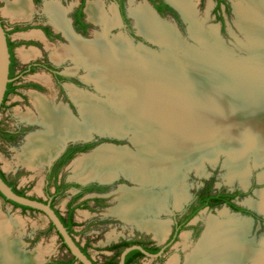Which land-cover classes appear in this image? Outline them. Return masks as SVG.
Listing matches in <instances>:
<instances>
[{
    "label": "bare ground",
    "instance_id": "bare-ground-1",
    "mask_svg": "<svg viewBox=\"0 0 264 264\" xmlns=\"http://www.w3.org/2000/svg\"><path fill=\"white\" fill-rule=\"evenodd\" d=\"M169 1L189 21L199 40L204 39L207 43L210 41L214 48L220 47L213 31L204 32L195 12V0ZM245 1L261 5L263 9L256 16L264 22V0ZM145 2L133 5V0H130V15L135 20L139 35L167 47L164 56L153 55L143 48L135 49L127 37L119 35L110 38L109 31L117 26L118 19L116 13L112 17H106L104 4L100 1H91L87 5L89 20L101 27V31L93 40H83L74 34L69 20L66 19L67 10L57 1L46 3L45 12L51 16L52 25L70 43L62 50L53 51L52 58L56 61L68 58L85 67L88 72L87 80L91 81L102 95H106L107 99L83 94L78 90L72 91L81 117L78 120L66 108H55L52 100L37 94L32 95L46 130L29 138L20 158L30 169L41 171L44 164H47L67 139L89 138L92 133H105L130 141L131 135V141L137 148L136 153L126 148L105 145L96 149L92 155L75 161L74 173L76 178L82 181L94 178L108 181L120 174L130 178L136 187L121 188L124 193L113 214L153 233L162 242L169 235V222L153 223L146 220V217H154L167 211L169 191H165V188L174 182L177 183L174 185L180 184L176 175L184 168L187 160L196 161L199 167L197 157L200 155V147L187 148L186 143H183L184 139L190 137L189 132L203 134L211 131V128L229 129L231 126L228 124L210 127L204 122H214L219 116L225 119L232 117L233 121H237L245 113L242 111L237 114L232 110L216 108L218 111L215 113H219V116L216 114L217 118L206 120L201 114L191 117L185 112L182 105L195 101L194 97L204 96L206 103L220 98L228 102L230 99L237 100L239 93L230 92L234 82L229 79L223 83L222 79L227 78L228 74L219 71L210 61H203L201 57H193V53L191 56L186 52L184 57L181 54L174 56L175 51L170 47L179 48L173 32L175 28H172L174 26L161 21L152 5ZM30 5L29 0H15L6 6L5 12L13 20H25L30 16ZM29 36L44 40L40 32ZM20 54L23 60H30L38 53L30 49L21 50ZM175 61L178 64L181 62L182 66L187 65L184 73L189 76L188 81L171 66V62ZM183 68L185 69V66ZM37 79L46 85L50 82L44 75L38 76ZM257 82L263 84L264 81L260 78ZM263 90L255 97L256 107H260L257 99L259 95L264 98ZM247 116V122L257 120L254 113ZM242 120H245L244 117ZM201 151L210 154V149ZM174 190L175 204L182 205L186 195L178 197V187ZM259 209L264 210V206ZM220 215L222 219L211 217L201 240L195 247L192 246V252L187 255L186 264H264V237L260 242H256L249 238L248 220L242 222L227 211L221 212ZM22 225L16 218H0V264H37L43 260L42 250L27 253L24 247L22 248L21 238L13 239V234L21 233L24 228ZM182 236L186 241L187 235ZM184 245L187 246L188 242Z\"/></svg>",
    "mask_w": 264,
    "mask_h": 264
},
{
    "label": "rangeland",
    "instance_id": "rangeland-1",
    "mask_svg": "<svg viewBox=\"0 0 264 264\" xmlns=\"http://www.w3.org/2000/svg\"><path fill=\"white\" fill-rule=\"evenodd\" d=\"M4 1L6 4H4V2L0 3V11L3 13L4 17H10L5 11L8 7V4L14 2L15 0ZM79 1L80 0H65V3L62 5L66 8H70ZM91 1H100L103 4L105 3L104 0H89L88 3ZM127 1L128 3L126 2V8L128 7L129 16L133 18L130 15V9L132 5L130 0ZM163 1L170 2L169 0ZM222 1L223 3L218 6L216 0H195V12L197 18H199L203 30H205L204 32H209L210 30L214 32V37L220 44V47L217 48H214L210 41L209 43L212 46L204 39L199 40L197 38L195 29L192 30L189 21L185 23L179 15L180 21L170 14L162 16V19L165 20L163 22L168 23L170 26H175L178 30L179 37L176 35L174 29L173 32L175 33L174 36L176 37V42L179 44V48L175 49L174 47L168 46L175 51L173 55L175 56L181 54L182 57H184L186 49H190L193 46L198 48V44L202 45L205 51L208 50L210 52L209 48L213 49L218 60H220L222 57V61L225 63L222 65L213 63L215 68H217L219 71H222L226 75L228 74L227 78L222 79L223 83L224 81L226 82V80L228 81L230 79L232 82H234V87L230 89V92H232V94L239 93V98L237 100L233 101L230 99L228 102L220 98L214 102L206 103L204 96H198L196 98L194 97L195 101L185 102V105H182L185 112H188L191 117L195 114H201L203 119L206 118V120H209V118L213 119L216 114L219 116V113H215L218 111L216 108L232 110L233 113L237 114H241L242 111L245 113V115H242L241 118L237 119V121H233L232 117L225 119L219 116V118L215 117L217 120L214 122H204V124H209L208 126L210 127H215L216 124L219 126L228 124L231 126L229 129L228 127L227 129H223L221 127H217L216 129L211 128V131L203 134L199 132H189L191 134L190 137L184 139L183 143H186L185 146L187 148L191 146L200 147L198 148V153H200V155L197 157V160H199L200 163L199 167H197L196 161L192 162L187 160L184 168L179 172L178 175H176L178 178L177 181L180 184L177 186L174 185L177 184L174 182L173 185L171 184L172 187H170V185L165 188V191H169L167 193L169 197V199L167 197V211L154 217H146V220H150L153 223L169 222L170 230L173 224V215L177 213L176 211H180V207H186L190 203V199L195 197L198 190L202 189L208 183L212 184L213 192H218L219 190H224L230 193L244 192L243 195L234 200V203L239 207L251 210L253 213L260 212L264 214V210L259 209L260 206H264V111H262V109H264V98L261 95H259V98H257L258 102H260V107H256V104L254 103L256 102L255 97L264 89V82L263 84L257 82V79L260 78L264 81V22L261 20V18L258 19L256 16L260 11H262L263 8L261 9L260 4L245 0ZM48 2L50 1H47L46 3ZM46 3L44 2L45 5ZM109 3L111 7H108L107 4H104L106 17L108 15V17H112V15L115 13L113 12V2L110 1ZM140 3L145 4L146 2L144 0H133V5H140ZM131 18L129 19V26H123L121 28H119L120 22L117 20L118 27L114 26L112 27L113 29H110L109 37L112 38L120 35L126 38V36H129L132 40H134L135 49H141L140 44H145L156 52L154 53V51H150L151 54L153 53V55L163 52L164 49L156 46L155 43L147 42L145 38L139 35V31L137 27H135V20L134 18L133 20ZM89 22L90 26L87 35L88 38L86 39L93 40L96 39V34L101 31V27L97 24H94L90 20ZM34 32L36 31H28L21 35H12V37L17 40H23V38L29 39L27 41L34 43L33 41H36V39L32 38V36H29ZM132 34H135L137 38L136 40L132 37ZM42 41L44 42V40ZM44 44V49L52 51L51 57H53V51L59 49L62 50L70 45L69 41H66L65 44L61 45H58L59 43H55L56 45H50L47 42H44ZM30 49H20L18 58L20 57L21 60H23L20 51ZM37 53L38 56L39 52L37 51ZM220 54L222 56H220ZM84 69L86 72L83 71L82 77H87L88 72L85 67ZM86 77L85 79L87 80ZM27 78L22 81L23 85L30 81V79ZM87 81L90 82L87 86V94L101 98L103 100L107 99V96L102 95V93L96 89L95 85L91 81ZM19 91L27 92V89L22 86ZM32 95H34V93L31 94V98H33ZM13 96H11V98H13L12 100L17 101L15 102L16 105L14 108H12V112L17 113L18 111H22L23 108L21 109V105H19V102L22 103V99L20 97ZM27 107L33 109V106L30 107V105H27ZM212 110L214 113H212ZM252 113L256 114L257 120H248L247 122L246 116H249ZM27 116L29 119H31L37 117L38 115L36 116V114L32 112ZM77 117H79V119L81 118L80 113L77 114ZM243 117L245 120H242ZM1 120H6V113L1 112L0 121ZM16 120V116H11V118L8 119V122L9 124H14ZM42 130L43 129H41V131ZM29 138L30 135L26 140L27 142L18 148L6 147L0 140V168L7 176L8 180L12 182V184L18 190L24 191L29 197L47 200L48 198L43 190L44 168L43 170L41 169V171L39 169H30L20 158L21 154L23 153V148L28 143ZM129 138L130 141L103 139L104 141L101 143H112L118 146H124L128 150H132L131 152L136 153L137 148L131 141V135ZM215 145L216 148L218 147L217 149H215ZM205 147L210 149L211 152L212 150H216L217 155L214 159L213 154L208 155L207 153L201 151L202 149H206ZM92 150L93 149L89 150V152L85 155H78L72 163L64 168L61 173L62 182H76L79 180L76 178V173H74V162L83 156L92 155L93 152H95V150ZM122 175L123 174L116 175L120 176L119 179L113 183V185L104 194V198L99 200V202H94L91 195L88 196L89 199H87L85 202H79V205L75 207L76 211L74 214V220L77 226L75 227L74 237L81 246L87 245V250L96 264H104L111 258V253L106 251V249L116 242L140 239L150 241V243H157L160 245L163 244V241L160 242L153 233L144 231L137 227L133 222H128L123 217L113 214V210L117 208V205H119L120 197L124 193V190L121 188L133 189L136 187V184L133 183L132 180H126L123 177L125 175ZM99 180L100 179L96 178L95 180H92V182H99ZM176 187H178L179 191L177 194L178 197H181L182 194L183 196L186 195V200L182 202V205L175 204L176 193L174 189H176ZM50 189L51 191H54L53 186H51ZM163 192L164 190L160 194ZM71 193L74 194L75 191L70 190L54 201L57 210L61 211L64 215L67 205L71 200ZM82 204H84V206H81ZM223 211H227L228 214H231L236 218H240L242 222L244 220H248L247 223H249L250 239H254L256 242H260L261 239H263L264 215L257 214L258 218L253 219L252 217H249V215H243L239 214V212H234L225 205L217 207L213 210L204 209L195 216L194 222L188 225L181 232L174 245L165 255L164 264H186L187 255L192 252V246L195 247L201 240L211 217L222 219L220 213ZM1 217L2 219L6 220L16 218L21 221L24 228L22 229L21 233L14 232L15 234H13L12 237L13 239L21 238L20 241L25 252L27 251V253H36L37 250L40 249L43 251V259H47L49 261H69L71 259L72 256L70 253H68L67 249L63 247L62 241L60 238H58L56 232L50 229V224L43 214L37 211H24L21 208H15L12 204L0 197V218ZM184 234L187 235V246L184 245V243H186L182 236ZM139 264L159 263L154 259L146 258ZM241 264L248 263L244 262Z\"/></svg>",
    "mask_w": 264,
    "mask_h": 264
},
{
    "label": "flooded vegetation",
    "instance_id": "flooded-vegetation-1",
    "mask_svg": "<svg viewBox=\"0 0 264 264\" xmlns=\"http://www.w3.org/2000/svg\"><path fill=\"white\" fill-rule=\"evenodd\" d=\"M47 1H52V0H29L31 4L30 5L31 13L30 16L25 20L17 21L7 16L4 17L3 13L0 11V20L6 32L10 58H11L10 74H9L10 82L8 84V89L0 111V114L1 112L6 113V120L0 121V140L6 147H13V148L21 147L22 144H25L27 142L26 140L29 137V135L31 137L32 135H35L38 132H43L45 130V126L42 123V119L37 109L34 107L32 103L31 94L34 93L43 96L46 99L52 100L54 102L53 105L55 108L62 106L66 108L68 112L72 114L76 119L79 120V117H77V114H79V108L76 103V100L72 96V91L78 90V92H82L83 94L87 93V86L89 85L88 84L89 82L85 79L86 76L82 77V73L83 71H85L84 67L80 64L78 65L74 63L71 59L56 61L51 57L52 51L44 49L45 47L44 42H47L50 45L51 44L56 45L58 43H59L58 45H61V44H65L66 41L68 42V40L63 36V34L61 32H58L54 28V26L52 25L51 16L44 11V5H45L44 2L46 3ZM53 1H57L61 6H63L62 4L65 3V0H53ZM88 1L80 0L77 4L75 3L70 8H66L65 6H63L67 10L66 19L69 20L72 31L76 36L80 37L83 40L88 38L87 35L90 26L88 14H87ZM104 1H105L104 4H107L108 7H111L109 5L110 4L109 2L112 1L113 2L112 6H114L113 11L116 13L118 20L119 18L122 20L123 26H129L130 24L129 19L131 17L129 16L128 7L126 8V2L128 3V1L127 0H104ZM148 1L152 5L154 10H156V12L161 17L166 14H170L174 16L178 21H180V17L178 16V13L171 6H169L166 3V1L163 0H148ZM1 2L2 3L4 2V4H6L4 0L3 1L0 0V3ZM166 6L171 7L176 14L170 12ZM131 19L133 20V18ZM7 23L9 27L7 26ZM28 31L40 32L41 37L42 38L44 37L43 38L44 42L42 40L36 39L37 42L33 41L34 43H32L31 41H27L29 39L23 38V40L22 39L17 40L12 37V35H21ZM132 37L135 40L137 39L135 34L134 35L132 34ZM23 48L25 49L34 48L39 52V55L28 61H23L21 60L20 57H19L20 59L18 58L19 50ZM38 75H44L48 77L50 80V82L48 83L49 85L48 84L46 85L45 82L42 83L41 80L36 79ZM25 78L30 79V81H28L25 85H23L22 81ZM22 86L27 89V92L19 91L22 88ZM13 95L16 97H20L22 99V103L19 102V105H21L20 108L21 109L23 108V110L18 111L17 113L12 112V108H14V106L16 105L15 102L17 101V100H12L13 98H11V96ZM27 105H30V107L33 106V109H30L29 107H27ZM32 112L36 114V116L38 115L37 117H34L33 120L29 119L27 116L29 115V113ZM11 116H16L17 118L14 124H9L8 122V119L11 118ZM41 129L43 130L41 131ZM68 140H67L68 141L67 146L64 149H62L59 156L51 162H49L50 160L49 159L47 161V164H45L44 166L45 172L43 171L44 173L43 190L48 199L47 200L39 199V198H33V199H39L44 201L45 203H50L51 207L53 206L52 208H54L55 211H58L59 214L63 217H68L70 211L73 210V217H74L76 211L75 207L79 205V202H85L87 199H89L88 196L91 195L94 202H99V200L104 198V194L113 185V183L103 184L100 182H92V181L83 183L80 180H77L76 182L75 181L62 182L61 173L67 165L72 163L78 155L81 154L85 155L86 153L89 152V150L95 148L97 145L101 144L102 141H104L103 139L98 140L97 136L91 140H83V139H75V140L68 139ZM5 178H6V182L9 185L12 184V182L8 180L6 175ZM51 186L54 187V191H51L50 189ZM58 190L61 191L60 194H57ZM70 190H74L75 193L74 194L71 193L72 194L71 200L67 205L64 215L61 211L57 210L54 201H56L61 195L69 192ZM216 193L217 192H213V194ZM241 193L242 195L244 194V192ZM197 194L198 192L196 193L195 197L191 199L190 203L183 208V210L176 211L177 213L173 215V224L170 233L167 239L163 241L162 245L157 243H150V241L140 240V239L123 240L127 242H134L135 243L134 245L142 247L149 254L157 255L156 257H150L143 254L140 251L143 256H135V254L131 255L130 259H132L131 262L132 264H139L146 258H151L157 261L159 264H164L165 255L168 253L169 249L174 245L176 241V240L173 241V239L176 236V232L179 230L180 224L201 205L200 199L198 198ZM238 197L239 196H237L236 198ZM234 200H232L233 203ZM223 205L229 207L226 204ZM81 206H84V204H82ZM240 208L246 209L243 207ZM204 209L213 210L215 208H211V206H206L205 208L201 209L198 212V214ZM246 210L249 211V214H247L249 215V217L256 219V217L258 216L257 213H253L249 209ZM189 222L185 225V228L188 226ZM183 230L177 233L176 238L180 236ZM123 241L116 242L115 244H112L109 247L114 246L116 244H120ZM81 247L88 248L87 245ZM155 249L158 250L154 252L153 250ZM106 251L111 253V258L109 260H112L113 258L116 257L119 250H113V251L106 250ZM129 254L126 257V260ZM119 257H117L115 260L118 262V264H119ZM126 260H125V264H126ZM57 261H63V260H51L46 262L45 264H52Z\"/></svg>",
    "mask_w": 264,
    "mask_h": 264
},
{
    "label": "water",
    "instance_id": "water-1",
    "mask_svg": "<svg viewBox=\"0 0 264 264\" xmlns=\"http://www.w3.org/2000/svg\"><path fill=\"white\" fill-rule=\"evenodd\" d=\"M145 1H147V0H145ZM166 3L169 6H171L178 13V15L181 17V19H183V21L185 23H187V20L184 18V16L181 14V12L176 7H174L168 1H166ZM155 12H156V10H155ZM157 16L159 17L160 20L165 21L164 19H162V17L158 13H157ZM119 21H120V27L119 28H121V27H123V23H122V20L120 18H119ZM173 28H175V30L177 32L176 35L179 37L178 30L176 29L175 26ZM191 36L193 37L192 34H191ZM126 37L133 43V46H135L134 45V40H132L129 36H126ZM143 38H145V37H143ZM145 40L147 42H152V41L148 40L147 38H145ZM152 43H155L156 46H159L162 49H164L163 52H161L160 54L157 53L155 55L156 56H164V52L166 51L167 47H165L162 44H158L156 42H152ZM198 46H199L198 47L199 49L195 48L193 46L190 49H186L185 52L188 55H191V56H192V53H193V57L194 56H199V57H201L203 59V61L205 59L207 62L210 61V63H216V64L218 63V64H221V65L225 64L222 61L223 60L222 57H221V59L219 58L220 60H218V58L215 56V52H214L213 49L209 48V50H210V52H209L208 50L205 51L204 47L202 45L198 44ZM140 47L144 48L145 50H147L149 52L150 51H154L153 49H151L150 47H148L145 44H140ZM154 53H156V52L154 51ZM220 56H222V55L220 54ZM211 61H213V62H211ZM171 63H172L171 66H173L179 73L184 75L183 79L185 81H188L189 80V76L184 73L187 70L186 69L187 65L184 64L182 66V63L180 62L178 64L177 61L171 62ZM10 64H11V58H10V52H9V47H8V42H7V36H6L5 30H4L3 26H2V22L0 20V111H1L4 99H5V95H6L7 89H8V84L10 82V78H9ZM184 66H185V69L183 68ZM95 136L98 137V140L99 139H108V140H115V141L126 140L124 137H118V136H114V135H111V134H105V133L104 134H102V133H92L89 138H75V139L91 140V139L95 138ZM75 139H70V140H75ZM68 141H66V142H64V144H62V146L54 154V156L49 160V162L53 161L54 159H56L59 156V154L61 153L62 149H64L67 146ZM105 145H110V146H115V147H122V146H118V145L112 144V143H101L99 146H96L95 148H93L92 151L98 149L99 147L105 146ZM217 148H216V145H215V149H217ZM223 150H225V149H223ZM211 154H213V159H214L216 157V155H217L216 150L215 151L212 150V152L210 150V154L209 155H211ZM208 158H209V156H208ZM119 177L120 176H118L116 178H113L112 180H108V181L99 180V182L103 183V184H111V183H114L115 181H117L119 179ZM123 177L126 180H129L125 176H123ZM92 180H95V179H88L87 181H84V182H89V181H92ZM0 193H1L2 197H3V199H5V200H7V201H9L11 203L18 204V205H20L22 207L30 208V209H32L34 211H37V212L43 214L45 216V218L47 219L48 223L50 225L54 226V231L56 232L58 238H60L62 243H64L66 245L67 251L70 252L72 257H74L77 260V262L75 264H96L95 261L92 258H89L82 251V247L78 244V242H77L76 238L74 237V235H72V234H70L68 232L67 228L62 223V221H61L60 217L58 216V214L56 213L55 209L51 207L50 203H45L44 201H40L39 199H32L31 197H29L27 195H25V196L19 195L17 192L14 191V189L1 176H0ZM183 208L184 207H181V208H179V210L181 211V210H183ZM239 214H241V213H239ZM257 214L264 215V214H262L260 212H258ZM194 219H195V217L189 222L188 225H190L192 222H194ZM133 250H139L143 254H145L147 256H150V257H156L157 256V255H151L146 250H144L142 247L134 245V246H131V247H127V248H125L122 251V253H121L120 257H119V264H125V260H126L127 255L130 252H132ZM48 261L49 260H47V259H43V260L39 261L37 264H45Z\"/></svg>",
    "mask_w": 264,
    "mask_h": 264
},
{
    "label": "trees",
    "instance_id": "trees-1",
    "mask_svg": "<svg viewBox=\"0 0 264 264\" xmlns=\"http://www.w3.org/2000/svg\"><path fill=\"white\" fill-rule=\"evenodd\" d=\"M217 3H218V6H220L223 1L222 0H216ZM168 8V10L174 14L175 11L169 7V6H166ZM0 176L6 181V178H5V174L1 171L0 169ZM10 186L14 189L15 192H17L19 195L21 196H25V192L24 191H20L18 190L13 184H10ZM71 186V185H70ZM61 191L58 190L57 191V194H60ZM242 193L241 192H234V193H227L226 191L224 190H219L216 194H213V190H212V184L211 183H208L203 189H200L198 191V198L200 199V207L197 208L190 216H188L181 224H180V227H179V230L176 232V236H177V233H179L181 230H183L185 228V225L193 218L195 217L198 212L205 208L206 206H211V208H216L218 206H221L223 204H226L228 205L234 212H240V213H243V214H249V211H247L246 209H242L238 206H236L232 200H234L237 196H241ZM0 197H2L1 193H0ZM3 198V197H2ZM33 199V198H32ZM42 201V200H40ZM9 202V201H7ZM10 204L14 205L16 208H21L23 210H31V211H34L30 208H27V207H22L18 204H14V203H11L9 202ZM53 207V206H52ZM56 213L58 214V216L60 217L62 223L64 224V226L67 228L68 232L72 235H74V228L77 226V224L74 222V217H73V210L70 211L68 217H63L59 214L58 211H56ZM256 216V215H254ZM258 217H256L257 219ZM50 229L54 230V226L53 225H50ZM173 239V241H175L177 238ZM172 241V242H173ZM63 244V247L67 249L66 245L64 243ZM135 243L134 242H127V241H123L122 243L120 244H116L114 246H111L109 248H107L106 250H109V251H113V250H119L116 257L113 258L112 260H109L107 262H105L104 264H118L116 260L117 257H119L121 255V252L127 248V247H130L132 245H134ZM122 250V251H121ZM158 249H155L153 250L154 252L157 251ZM82 251L90 258V255L87 251V248L86 247H83L82 248ZM70 253V252H69ZM135 254V256H143L142 253L140 251H132V253L129 254L127 260H126V264H132V259H130L131 255ZM71 255V254H70ZM77 262V260L74 258V257H71V259L69 261H57V262H54L52 264H75Z\"/></svg>",
    "mask_w": 264,
    "mask_h": 264
},
{
    "label": "crops",
    "instance_id": "crops-1",
    "mask_svg": "<svg viewBox=\"0 0 264 264\" xmlns=\"http://www.w3.org/2000/svg\"><path fill=\"white\" fill-rule=\"evenodd\" d=\"M74 231H75V228H74ZM111 241V240H110Z\"/></svg>",
    "mask_w": 264,
    "mask_h": 264
}]
</instances>
